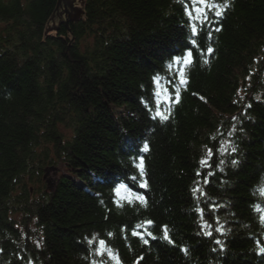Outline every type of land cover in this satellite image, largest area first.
I'll list each match as a JSON object with an SVG mask.
<instances>
[{"label":"trees","instance_id":"16d2710c","mask_svg":"<svg viewBox=\"0 0 264 264\" xmlns=\"http://www.w3.org/2000/svg\"><path fill=\"white\" fill-rule=\"evenodd\" d=\"M65 2L63 17L61 0H0V264H116L99 240L119 264H264V0H228L199 27L183 85L166 67L191 46L181 0H81L75 16ZM157 75L179 88L164 122ZM57 159L67 170L35 194ZM127 174L146 207L115 195ZM199 205L225 219L223 248Z\"/></svg>","mask_w":264,"mask_h":264},{"label":"snow or ice","instance_id":"6c2138e0","mask_svg":"<svg viewBox=\"0 0 264 264\" xmlns=\"http://www.w3.org/2000/svg\"><path fill=\"white\" fill-rule=\"evenodd\" d=\"M181 3L184 7L185 15L188 17V23L190 25V31L193 37L197 35V23L200 25H204L209 22L210 19V14H214L215 17H220L223 14L224 9H226L229 4L228 0H224L223 3H217L216 0H181ZM190 5V7H189ZM216 31H219V28L216 29ZM192 43H195V40L193 39ZM194 49L188 48L184 53L182 54H174L172 57V60L170 63L166 65V67L171 70L173 65L176 66L175 73L174 75L177 77L179 84L183 85L186 83V80L184 79V68L187 67L191 62H192V51ZM208 53H212L213 49L209 47L207 49ZM207 63V61H205ZM163 81L161 80V77L159 75L153 77V84L155 86V90L153 92V97L155 100V109L152 112V118L157 119L161 122L167 121L171 115V105L175 103L176 101L179 100V88L177 87L175 89V100H173L171 92L169 91L168 85L164 84V87H161V84ZM146 107L148 106V103L145 102ZM148 151V144L145 143L143 145L142 149H138L137 151ZM232 151H235V148L232 149ZM209 155H211V150H209ZM206 161L202 160L201 164H205ZM222 163V161H221ZM236 161H233V164H235ZM139 169V174L140 177L143 178L144 176V168H143V158L139 157V164L136 165ZM132 179H136L133 177ZM146 181H142L139 185V187H146ZM125 193L124 199L128 204H134L138 202L142 206H147V201L145 200V197L135 191H131L128 186H126L124 183H118L114 187V193L117 197L121 196V192ZM194 193L198 191V189L193 190ZM259 196L261 198H264V186H261L260 188L257 189ZM117 206L120 205V200L117 199L115 201ZM254 209L257 212H260V223L264 225V207L261 205L257 204L254 205ZM147 224H151V221H147ZM203 227L207 228L209 227L208 225H203ZM217 231H220V229H217ZM133 235H140L138 232H133ZM206 235L211 236V232H206ZM111 235V233H109ZM148 235L151 236V232H148ZM156 237H153L155 239ZM141 239L143 240V243L147 244L148 241L146 239H143V236L141 235ZM161 239L173 243L169 231L167 227L165 226L163 228V235ZM93 239H89L88 243L91 245L93 244ZM217 244H220L221 242L219 240L216 241ZM98 248L96 250L97 255H103L104 252L106 251L109 255V257L116 262V264H119V257L115 255L112 251V249L108 248L106 246V242L104 240H99L98 241ZM185 252H187V249H184ZM259 251L261 253H264V247H260Z\"/></svg>","mask_w":264,"mask_h":264},{"label":"rangeland","instance_id":"374dc122","mask_svg":"<svg viewBox=\"0 0 264 264\" xmlns=\"http://www.w3.org/2000/svg\"><path fill=\"white\" fill-rule=\"evenodd\" d=\"M81 12V10H80ZM61 130L65 133V134H68L70 135L71 134V131L68 127H66V125H61ZM43 167V174L41 175V178L39 180V175L36 176L32 182L29 183V185H32V191L35 193V194H38L39 191L43 188H48V182H47V178H51L53 179L54 181L57 182L59 176L61 175V173H63L64 171L67 170L66 168V165L63 163V161L61 160H58L56 162H54L53 164H47V165H42ZM47 173V177H44V174ZM39 190V191H38ZM37 191V193H36ZM15 217L16 219L18 220H21L23 218V213L22 211H17V213L15 214ZM32 225V223H31ZM20 230V229H19ZM21 232V236H23V239L26 238V236H24L26 233V235L28 234V232L24 230H20ZM33 234L35 233V230L32 231ZM30 234V233H29ZM33 239L35 240L36 237H33ZM33 240V241H34ZM32 243V241H31Z\"/></svg>","mask_w":264,"mask_h":264},{"label":"water","instance_id":"95a60500","mask_svg":"<svg viewBox=\"0 0 264 264\" xmlns=\"http://www.w3.org/2000/svg\"><path fill=\"white\" fill-rule=\"evenodd\" d=\"M72 3H74V7H73V9L70 8L71 10H69L68 13H70V16H75L77 12H80V10H81L80 7H82L81 6L82 4H81V0H73ZM61 6H62L61 7L62 12H60V13H62L63 17H65L66 16V13H65V11H66V7H65L66 6V2H65V0H61ZM51 24H53V23H51ZM44 177H47V173L44 174ZM47 182H48V188L49 189H52L55 186V184H56V181H54L51 178H47Z\"/></svg>","mask_w":264,"mask_h":264},{"label":"bare ground","instance_id":"6f19581e","mask_svg":"<svg viewBox=\"0 0 264 264\" xmlns=\"http://www.w3.org/2000/svg\"><path fill=\"white\" fill-rule=\"evenodd\" d=\"M191 38V34H189V36H188V39H190ZM213 237H215V236H213Z\"/></svg>","mask_w":264,"mask_h":264}]
</instances>
